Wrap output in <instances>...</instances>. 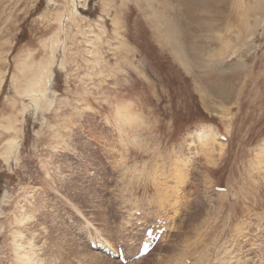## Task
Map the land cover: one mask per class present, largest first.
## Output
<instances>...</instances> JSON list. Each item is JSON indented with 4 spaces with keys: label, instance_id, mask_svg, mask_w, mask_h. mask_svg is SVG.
<instances>
[{
    "label": "rangeland",
    "instance_id": "rangeland-1",
    "mask_svg": "<svg viewBox=\"0 0 264 264\" xmlns=\"http://www.w3.org/2000/svg\"><path fill=\"white\" fill-rule=\"evenodd\" d=\"M160 218L129 264H264V0H0V264Z\"/></svg>",
    "mask_w": 264,
    "mask_h": 264
},
{
    "label": "bare ground",
    "instance_id": "bare-ground-1",
    "mask_svg": "<svg viewBox=\"0 0 264 264\" xmlns=\"http://www.w3.org/2000/svg\"><path fill=\"white\" fill-rule=\"evenodd\" d=\"M40 77H41V79H42V77H43V74H40V76H38L37 78V80H36V82H34L27 90H26V94L28 95V96H31V97H33V99L35 100V101H37V102H40V98H38L39 96H40V94H41V96H43V98L46 96V88H45V86L41 83V79H40ZM34 78V77H33ZM39 94V95H38ZM45 99V98H44ZM37 106V105H36ZM17 147H18V144H17V142L15 141V140H11L10 142H9V147H8V149L6 150V152L4 153V155H5V157H8L11 153H16L17 152ZM173 198V197H172ZM135 213H137V212H135ZM108 242V241H107ZM103 243H105L106 245H108V246H110L108 243H106V242H104L103 241ZM19 246H23V245H19ZM140 248V247H139ZM138 252H139V250H138ZM137 252V253H138ZM137 253H136V255H137ZM150 254V253H149ZM148 254V255H149ZM147 255V256H148ZM146 256V257H147ZM22 257H23V261H24V264H27V262H29L33 257H32V253L30 254V253H28V252H24L23 253V255H22ZM144 259V258H143ZM188 264V263H187ZM190 264V263H189ZM235 264V263H234Z\"/></svg>",
    "mask_w": 264,
    "mask_h": 264
}]
</instances>
